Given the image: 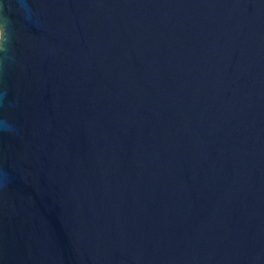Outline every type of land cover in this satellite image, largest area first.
Wrapping results in <instances>:
<instances>
[{"label":"water","instance_id":"water-1","mask_svg":"<svg viewBox=\"0 0 264 264\" xmlns=\"http://www.w3.org/2000/svg\"><path fill=\"white\" fill-rule=\"evenodd\" d=\"M0 264H264V0H0Z\"/></svg>","mask_w":264,"mask_h":264}]
</instances>
